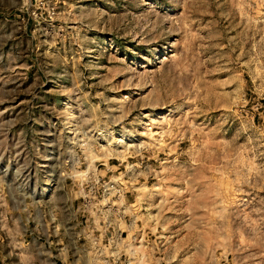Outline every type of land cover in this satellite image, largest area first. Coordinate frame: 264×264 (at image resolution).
<instances>
[{
	"label": "rangeland",
	"instance_id": "rangeland-1",
	"mask_svg": "<svg viewBox=\"0 0 264 264\" xmlns=\"http://www.w3.org/2000/svg\"><path fill=\"white\" fill-rule=\"evenodd\" d=\"M0 264H264V0H0Z\"/></svg>",
	"mask_w": 264,
	"mask_h": 264
}]
</instances>
